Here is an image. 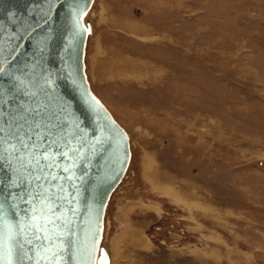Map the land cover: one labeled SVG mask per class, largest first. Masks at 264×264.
<instances>
[{
  "label": "rangeland",
  "instance_id": "374dc122",
  "mask_svg": "<svg viewBox=\"0 0 264 264\" xmlns=\"http://www.w3.org/2000/svg\"><path fill=\"white\" fill-rule=\"evenodd\" d=\"M88 13V81L132 152L106 209L111 264H264V0Z\"/></svg>",
  "mask_w": 264,
  "mask_h": 264
},
{
  "label": "water",
  "instance_id": "95a60500",
  "mask_svg": "<svg viewBox=\"0 0 264 264\" xmlns=\"http://www.w3.org/2000/svg\"><path fill=\"white\" fill-rule=\"evenodd\" d=\"M93 1L60 0L43 23L49 0H0V50L14 57L5 65L11 75H0V154L5 157L0 159V203L16 201L18 209L12 216L0 212V264H109L102 245L109 227L105 211L112 194L130 178L131 148L126 130L90 89L85 54L92 26L84 17ZM81 8L85 14L80 23L87 31H80L75 23ZM89 96L98 103L89 107ZM49 122L62 125L64 138L82 154L69 152L72 159L67 161L58 158L62 164L76 165L70 173L59 174L74 173L79 178L57 182L64 190L57 187L49 192L53 199L62 197L58 206L51 205L54 211L46 213L56 217L55 229L49 225L47 230L52 244L38 253L43 259L21 262L12 236L23 240L31 233L27 210L36 202L27 197L21 201L19 194L26 187L12 186L26 172L11 152L16 143L11 133L19 127L24 136L36 123L44 130ZM37 218L44 223L39 213Z\"/></svg>",
  "mask_w": 264,
  "mask_h": 264
},
{
  "label": "snow or ice",
  "instance_id": "6c2138e0",
  "mask_svg": "<svg viewBox=\"0 0 264 264\" xmlns=\"http://www.w3.org/2000/svg\"><path fill=\"white\" fill-rule=\"evenodd\" d=\"M60 0H49L48 11L43 15L42 22L47 23L50 18V14L56 9L57 4ZM84 9H80L77 13L75 23L80 31H87L83 28L80 23V17L84 15ZM40 22L37 23L36 27H40ZM35 31V28L32 29ZM30 34V33H29ZM15 46H13L14 50ZM10 57L3 54V50H0V75H11L10 70H6L5 65L10 62ZM14 59V57H11ZM89 107H92L95 101V97L89 96L86 100ZM62 125L58 122H49L44 126V130L41 129V124L36 123L34 130L30 133H26L24 136L20 135L19 127L13 130L11 135H13L16 143L12 145L11 152L15 155V158L21 162L26 174L21 173L18 175L17 180H13L12 186H25L26 192L19 194V199L22 201L26 197L30 198L29 202L35 201L32 208L28 209L27 212L31 213L29 215V223L31 225V233L29 235H24L23 240L16 239L12 236L14 241V246L17 249V259L21 262L43 259V257L38 256L41 251H48L52 244V236L48 234L49 225L55 229L56 217L46 216L47 212H53V207L51 205H57V200L62 199V197H56L53 199L49 192L52 189L59 187L60 191L64 190V185L57 182L62 180H74L79 177H74V173L62 177L59 173H70V168L76 167L75 164L70 166L62 164L59 159L71 160L72 157L69 156V152L75 154V156L80 157L82 154L72 146L70 140L64 138L61 132ZM3 130L0 129V132ZM11 144L12 141L10 140ZM3 144V140H0V145ZM4 149V152H7ZM4 155L0 154V159H4ZM59 158V159H58ZM19 171V170H17ZM18 181V183H17ZM75 187V184H73ZM66 198V197H64ZM50 202V203H48ZM0 212L5 215H16L18 213L17 203L13 201L11 204L0 203ZM37 213L40 214L41 218L44 219V223L37 222ZM54 234H56L54 232ZM21 235H23L21 233ZM27 246V247H26ZM31 253V255H29ZM7 259H11L8 256Z\"/></svg>",
  "mask_w": 264,
  "mask_h": 264
},
{
  "label": "bare ground",
  "instance_id": "6f19581e",
  "mask_svg": "<svg viewBox=\"0 0 264 264\" xmlns=\"http://www.w3.org/2000/svg\"><path fill=\"white\" fill-rule=\"evenodd\" d=\"M93 3H94V1H93ZM93 6V5H92ZM92 8V7H91ZM90 11V10H89ZM88 11V12H89ZM89 13H86V15H85V17L88 15ZM84 17V18H85ZM89 85H90V83H89ZM90 89H91V86H90ZM92 90V89H91ZM93 92V91H92ZM104 104V103H103ZM105 105V104H104ZM107 108V107H106ZM108 109V108H107ZM109 110V109H108ZM110 112V111H109ZM111 113V112H110ZM129 136V135H128ZM129 141H130V138H129ZM130 148H131V146H130ZM131 154H132V152H131ZM130 164V163H129ZM105 215H106V211H105ZM102 236H104V235H102ZM104 238V237H103ZM103 240V239H102ZM102 245H103V243H102ZM107 250V249H106ZM107 252H108V250H107ZM108 255H109V252H108ZM109 264H111V258H110V255H109Z\"/></svg>",
  "mask_w": 264,
  "mask_h": 264
}]
</instances>
